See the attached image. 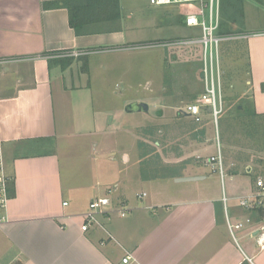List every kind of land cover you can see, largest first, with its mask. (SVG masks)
Listing matches in <instances>:
<instances>
[{
	"label": "crops",
	"instance_id": "obj_1",
	"mask_svg": "<svg viewBox=\"0 0 264 264\" xmlns=\"http://www.w3.org/2000/svg\"><path fill=\"white\" fill-rule=\"evenodd\" d=\"M45 1L50 0H0V57L27 58L9 63L0 73V138L6 170L13 178L6 212L8 220L0 228V264H264V249L258 248L249 227L232 233L228 226V219L244 221L249 212L237 203L230 213L229 198L225 209L216 182L218 172L197 160L196 154L207 153L213 139L206 138L204 152L194 149L185 155L172 156L169 153L176 146L166 145L167 132L162 126L165 124L137 125L139 169L126 180L145 189L136 194V200L123 191L116 198L121 178L112 174L114 178L108 179L111 168L109 174L99 170L95 158L98 156L92 154L94 150L90 158L96 163L90 167L92 162L89 164L84 159L86 153L78 148V144L86 146V141L89 144L90 140L94 141L102 125L113 124V115L107 110L89 108L90 122L83 121L81 115V105H85L87 98L80 99V95L87 94L84 90H88L86 84L90 83L82 85L75 76L81 71L79 62L97 51L71 61L45 57L61 50H98L111 44L135 43L134 36L138 33L133 26L152 21L158 24L153 32L165 38L168 28L177 30L178 19L191 27L186 18L198 5L155 6L147 2L129 6L121 0L124 17L121 30L77 35L69 23L68 10L45 9ZM222 1L220 15V0H214L219 20L231 24L233 29L225 34H258L221 42L227 43L220 59L221 77L226 79L232 74L228 57L243 60L246 82L251 89L244 97L251 96L253 109L264 113V0L238 1L236 9L229 0ZM81 68L88 71V67ZM185 118L194 119L192 115ZM86 119L89 121L88 115ZM180 121L181 118L177 122ZM198 122L206 128V133V122L202 118ZM150 125L158 126L160 133L165 132L160 142H153L146 134L145 128ZM191 131L195 138L196 129ZM216 131L218 152L221 140L217 127ZM65 142L73 150L66 151L62 145ZM148 144L156 145L163 164L172 167L175 177L149 180L143 176L141 167L145 157L141 155V146L147 149L151 147ZM116 145L114 141L110 149ZM213 155L216 153L209 156ZM122 157L129 162L127 152ZM254 158L251 155V161L246 164L247 173L240 171L233 175L226 168L231 182L242 175L251 178L247 193L254 187L255 179L264 175V163L259 167ZM186 177L193 179H183ZM112 181H115L113 185ZM111 185L115 189L113 194L109 193ZM100 197L109 198L111 211L100 216L102 226L83 231L82 216L90 202ZM221 205L223 214L217 216V206L221 211ZM125 207L129 213L123 217L119 209ZM119 252L122 263L116 260ZM128 254L131 259L124 263L123 258Z\"/></svg>",
	"mask_w": 264,
	"mask_h": 264
},
{
	"label": "rangeland",
	"instance_id": "obj_2",
	"mask_svg": "<svg viewBox=\"0 0 264 264\" xmlns=\"http://www.w3.org/2000/svg\"><path fill=\"white\" fill-rule=\"evenodd\" d=\"M147 2L148 0H124V4L129 6L143 5ZM177 25V30L168 28L169 30L167 29L165 33L166 37L160 38L157 37L159 35L153 32V29L158 26L155 21L146 23V25L136 24L133 26L135 32L138 33H135L136 35L134 36L135 43L129 42V44L124 46L111 44L103 49L96 48L98 49L97 53L89 55L87 60L79 62L78 69L81 71L77 72L76 81L79 82L80 80L82 85H85L86 82L90 83L86 84L88 90H84L87 94L80 95V99L87 98L85 105H81L83 121L90 122L92 112L91 114L88 113V109L92 110L93 107H96L99 112L107 110L108 113H111L113 115V124L107 127L102 125V130L98 132L99 134L94 141L90 140V144L86 141V146L78 144L80 146L78 148L86 153L84 159H87L89 164L92 162L90 165L87 163L90 167L96 163L93 157L90 158V152L94 150L92 154L98 156L95 158L98 161L99 170L109 174V172L111 173L109 171L111 168L113 171L107 178L113 179L114 175L121 178V186L116 193L112 192V190L115 191L112 186L115 181L111 182L112 188L109 193H115L116 198L123 191L128 192L132 199L136 200V194L145 189L141 184L133 186V182L126 180L128 176H131L134 171L139 169L136 127L142 123H161L166 125L165 129L168 138L166 145L176 146V150L169 153L172 156L175 154L185 155V153L194 149L204 152L206 138L209 137V140L213 139V144L209 147L207 153L196 154L200 163L206 156L217 154V127L222 150L227 148L231 154L243 151L256 158L263 157L262 162H257L256 158H254L255 163L260 164L259 167L263 166L264 143L262 137H257L251 118L250 120L247 118V114L252 111L253 107L251 96L244 97L245 92L251 89L246 82V64L243 60L239 59L236 61L234 56L227 58L231 68L230 74H232L229 78L224 79L222 76L220 79L224 109L217 121H215L210 112L202 110L200 114L202 122H206L208 126L205 134H198L195 138H192V131L183 128V126L181 127V124L182 121L189 123L194 121L188 118H181L182 121L177 122L179 121L177 118L179 106H187L194 103L198 96L204 92L206 85V79L203 77V61L201 59L203 46L201 44H170L169 46H161L159 44L162 41L169 43V41L174 40L178 42L184 38L198 37L200 35L198 27H187L182 19H178ZM139 26L141 28L140 31ZM175 39L178 40L176 41ZM135 44L136 46L142 44L145 47L121 49V47L127 48V46L130 47ZM226 44L220 43V55L223 54ZM83 66L84 68L88 67L87 72H83L81 68ZM168 68L170 77L167 79L165 71ZM222 68L223 63H221ZM224 88L225 92L223 93ZM142 101L148 103V112H129L126 110L129 104ZM240 105L242 106L241 109H244L243 114L245 116L243 118H234L236 109ZM86 115L89 116V121L86 119ZM227 117L231 118L232 124L228 130H226L229 124ZM241 120H245V124L248 126L243 127ZM168 124L173 125L168 127ZM209 130L211 131L209 132ZM225 136H229V140L224 139ZM114 141L117 145L115 149L111 150L110 147ZM62 145L66 151L73 150L70 147L69 149L67 148L69 143L65 142ZM124 151L129 155V162H125L122 157ZM111 155L114 156L113 160L110 159ZM67 156L70 157L69 155ZM79 161L82 160L79 159ZM84 163L86 164L85 161ZM74 165H77L76 158L74 159ZM224 166L227 168L225 161ZM215 176L221 196L229 198L228 204L231 213L233 207L238 203V200L234 197L248 192V187H251V178L248 175H242L231 182L228 173L225 174L223 179L219 173L215 174ZM116 260H120L122 263V252H119Z\"/></svg>",
	"mask_w": 264,
	"mask_h": 264
},
{
	"label": "built area",
	"instance_id": "obj_3",
	"mask_svg": "<svg viewBox=\"0 0 264 264\" xmlns=\"http://www.w3.org/2000/svg\"><path fill=\"white\" fill-rule=\"evenodd\" d=\"M148 3L155 6H169L182 4H197L198 8L195 12L187 15L186 22L188 26L198 27L200 35L198 37H189L175 42L174 40L167 42H160L161 46L172 45H195L201 44L203 46V77L206 79L205 90L198 102L188 104L187 106H179V112L189 114L195 117L197 121L201 119L200 114L202 110H208L210 106V113L217 121L219 115L223 112L224 106L221 97V70H220V43L224 40H230L241 37H249L255 34H218L219 28V12L216 10L214 0H148ZM264 33V32H263ZM176 41L178 39H175ZM175 42V43H174ZM145 47V45H131L122 49H135ZM98 50H84V49H70L51 52L45 57L48 59L60 58H75L92 54ZM27 59L26 57H0V73L4 67L9 63L18 62ZM203 162L211 168L212 171L218 172L222 179L227 174L224 166V157L221 150L220 142L218 141V152L216 155L203 158ZM13 178L7 173L5 155L3 150V140L0 138V228L7 222V209L11 199L10 184ZM145 195V193L143 194ZM142 195V196H143ZM238 204L246 211L261 210L263 215L260 219L253 218L250 213L246 216L244 221L238 220L231 222L228 219V226L233 233L235 230L249 227L251 236L255 239L258 248L264 249V175H260L255 179V185L247 194L239 196ZM228 197H223L225 209H227ZM67 204V202H65ZM111 201L107 197H100L90 202L89 208L83 214L82 230L87 231L89 228L100 225L102 222L100 216L108 214L111 210ZM121 216H126L129 213L128 208H120ZM131 255L123 258L124 263H128Z\"/></svg>",
	"mask_w": 264,
	"mask_h": 264
},
{
	"label": "trees",
	"instance_id": "obj_4",
	"mask_svg": "<svg viewBox=\"0 0 264 264\" xmlns=\"http://www.w3.org/2000/svg\"><path fill=\"white\" fill-rule=\"evenodd\" d=\"M238 1L243 2V0H229V3L234 9H236L235 7H237ZM221 4H224L222 0H220V15ZM43 8H66L69 12V23L75 30V33L77 35H86L103 31L115 32L121 30V24L123 20L121 0H50L43 3ZM232 31L233 29L231 27V24H229L228 26V24L224 20L220 19L218 34L230 33ZM202 56L203 49L201 59ZM68 59V61H71L73 58ZM64 60L66 61L67 59ZM165 75L167 76V79L170 77L169 68L165 71ZM243 113L244 109L237 107L234 118H243L245 116V114ZM186 116H189V114H183L178 111V119L185 118ZM227 118L229 124L226 127V130H228V128H230L232 125L231 118ZM247 118L248 120H250L251 118L253 128L257 133V137H262V141L264 143V113H257L255 109H253L247 114ZM193 121L194 122L191 123H182L181 127L183 126V128L188 130L196 129V131H198L196 134H205L206 128L200 127L201 124H199L200 122H198L195 117ZM241 124L243 127L248 126L247 124H245V120H241ZM162 126L165 129L166 125ZM159 129L160 128L158 126L153 125L147 126L145 128L146 134L153 142H160L165 136V132L160 133ZM140 143L145 144L143 141H140ZM141 148V155L142 157H145L142 163L144 165H142L141 167V173L146 179L153 180L169 176L175 177V174H173L172 172V167L163 164V160L161 158V155H159V151L156 145L148 147L147 149H143L142 146ZM222 153L229 173L233 175L240 173V171H243V173H247L246 164L251 160V154L243 151H238L235 152V154H231L227 149L222 150ZM255 160L257 162H262L263 157L256 158ZM260 172H262V170ZM249 213L255 219H260V217H262L263 215L261 210H251ZM220 214H223L222 205L221 211L219 206H217V216H219Z\"/></svg>",
	"mask_w": 264,
	"mask_h": 264
},
{
	"label": "water",
	"instance_id": "obj_5",
	"mask_svg": "<svg viewBox=\"0 0 264 264\" xmlns=\"http://www.w3.org/2000/svg\"><path fill=\"white\" fill-rule=\"evenodd\" d=\"M210 106L207 107L208 111H210ZM127 111L129 112H134V111H143V112H148L149 110V105L145 102H134V103H131L127 106L126 108ZM183 179H186V180H190V179H193L191 177H186V178H183Z\"/></svg>",
	"mask_w": 264,
	"mask_h": 264
}]
</instances>
